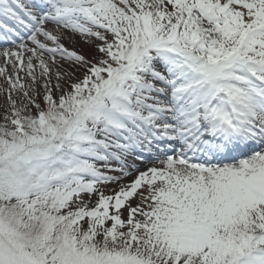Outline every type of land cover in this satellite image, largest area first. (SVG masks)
Wrapping results in <instances>:
<instances>
[{
    "label": "snow or ice",
    "instance_id": "obj_1",
    "mask_svg": "<svg viewBox=\"0 0 264 264\" xmlns=\"http://www.w3.org/2000/svg\"><path fill=\"white\" fill-rule=\"evenodd\" d=\"M0 264H264V0H0Z\"/></svg>",
    "mask_w": 264,
    "mask_h": 264
}]
</instances>
